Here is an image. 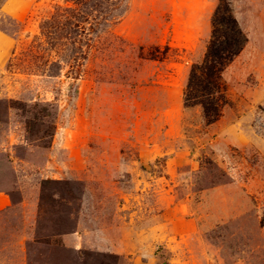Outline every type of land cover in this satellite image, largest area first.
<instances>
[{"label": "rangeland", "instance_id": "rangeland-1", "mask_svg": "<svg viewBox=\"0 0 264 264\" xmlns=\"http://www.w3.org/2000/svg\"><path fill=\"white\" fill-rule=\"evenodd\" d=\"M77 1L0 0V264H264V0L212 123L220 0Z\"/></svg>", "mask_w": 264, "mask_h": 264}, {"label": "trees", "instance_id": "trees-1", "mask_svg": "<svg viewBox=\"0 0 264 264\" xmlns=\"http://www.w3.org/2000/svg\"><path fill=\"white\" fill-rule=\"evenodd\" d=\"M211 26L204 57L201 62L191 66L183 93L184 105L199 106L207 123L216 121L226 104L222 73L247 42L227 0L219 1L212 15Z\"/></svg>", "mask_w": 264, "mask_h": 264}, {"label": "crops", "instance_id": "crops-1", "mask_svg": "<svg viewBox=\"0 0 264 264\" xmlns=\"http://www.w3.org/2000/svg\"><path fill=\"white\" fill-rule=\"evenodd\" d=\"M0 36H2L4 38V40L0 41V60H2L5 56V54L8 52V50H10L12 43L10 41L9 38L5 37V35L0 32ZM4 35V36H3Z\"/></svg>", "mask_w": 264, "mask_h": 264}, {"label": "bare ground", "instance_id": "bare-ground-1", "mask_svg": "<svg viewBox=\"0 0 264 264\" xmlns=\"http://www.w3.org/2000/svg\"><path fill=\"white\" fill-rule=\"evenodd\" d=\"M2 37H0V39H1ZM189 40V39H188Z\"/></svg>", "mask_w": 264, "mask_h": 264}]
</instances>
